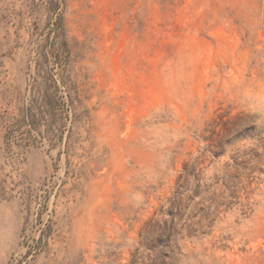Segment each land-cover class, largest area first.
<instances>
[{"label": "rangeland", "instance_id": "obj_1", "mask_svg": "<svg viewBox=\"0 0 264 264\" xmlns=\"http://www.w3.org/2000/svg\"><path fill=\"white\" fill-rule=\"evenodd\" d=\"M0 264H264V0H0Z\"/></svg>", "mask_w": 264, "mask_h": 264}, {"label": "trees", "instance_id": "obj_2", "mask_svg": "<svg viewBox=\"0 0 264 264\" xmlns=\"http://www.w3.org/2000/svg\"><path fill=\"white\" fill-rule=\"evenodd\" d=\"M185 170V169H184ZM189 176V173H187V171L185 170L184 174L182 176H180V181L182 179L183 182H186L187 178ZM182 186L178 184L177 186V191L175 192L174 194V199H176V197L178 196V198H181V195H182V192H179V189H181ZM181 201V200H180ZM187 228H190V225L187 226ZM161 230L162 231V228H160V226L153 222L152 220L149 221L147 224H146V228L144 229V235H148V234H152V233H155L157 230ZM164 231V229H163ZM172 231H167L166 234H164V237H165V241L168 243H171V239L173 237V234L171 233ZM158 245H155L153 246L154 248L157 247ZM162 246V245H161Z\"/></svg>", "mask_w": 264, "mask_h": 264}]
</instances>
